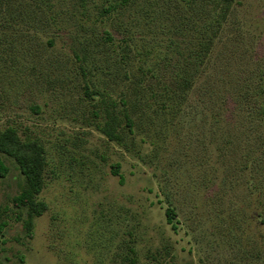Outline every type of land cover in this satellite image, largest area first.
<instances>
[{
    "label": "rangeland",
    "instance_id": "374dc122",
    "mask_svg": "<svg viewBox=\"0 0 264 264\" xmlns=\"http://www.w3.org/2000/svg\"><path fill=\"white\" fill-rule=\"evenodd\" d=\"M110 2L0 0V131L42 146L46 204L27 237L7 159L0 264H264V122L242 96L247 73L264 77V0L230 2L175 94L188 26L207 19L187 22L183 0H128L102 16ZM122 101L136 124H120L117 143L101 127L112 102L122 120Z\"/></svg>",
    "mask_w": 264,
    "mask_h": 264
},
{
    "label": "trees",
    "instance_id": "16d2710c",
    "mask_svg": "<svg viewBox=\"0 0 264 264\" xmlns=\"http://www.w3.org/2000/svg\"><path fill=\"white\" fill-rule=\"evenodd\" d=\"M126 1L128 0H114L113 3L110 2L107 6H101L99 13L105 16L118 6L125 4ZM183 1L189 8L187 12L189 19H187V22L196 18H199V20L207 19V21L202 25H197L198 28H194L191 25L188 26L189 37L193 36L197 42L196 44H192L194 39L190 37L188 40L189 52H187L186 56L184 53L179 52V60L177 61L176 70L170 85L172 86L170 90L173 94L177 91L180 93L185 92L192 85L195 80L194 78L198 75V67L209 57L218 28L221 26L232 0ZM213 14L214 17L212 16L213 20L211 21L210 18ZM194 46L197 47L196 50L192 49ZM255 78H257V82ZM248 79L251 80L252 86L250 83L247 84V87L243 86L242 89L244 91L242 92V96L243 98H247V100L249 99V95L253 98L254 104L251 106V113H255L256 116L261 117V120L264 122V77H262V73L258 77L254 73H247ZM240 83L241 81L239 80V85ZM250 86L252 87L251 90ZM167 90L169 89L166 87L164 92L160 94L162 98H165L164 100L169 96V93H166ZM258 97L259 102L256 103ZM122 106L118 111V114L122 116V120L118 119L116 103L112 102L111 108L106 111V119L101 127L102 133L109 140L117 143H120L122 140L120 136V124H123L125 127L123 129H126L129 133L133 132V127L136 124L124 101H122ZM7 159H10L17 166L21 176L17 190L11 197L12 207L16 211V219L21 222L25 235L31 237L34 219L40 216L46 209L45 202L38 198L44 185L43 171L45 158L43 148L36 139L31 137L21 139L15 128L6 127L0 131V180L6 178L11 171L6 162ZM111 168V173L118 176L120 182H122L119 165L117 163L113 164ZM261 210L259 214H263L264 209ZM164 214L167 224H170L175 229V210L168 206L164 210ZM7 216V207L0 203V237L8 225ZM20 260L22 262L21 257Z\"/></svg>",
    "mask_w": 264,
    "mask_h": 264
}]
</instances>
